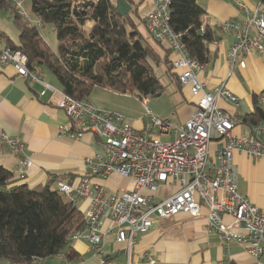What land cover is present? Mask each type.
Wrapping results in <instances>:
<instances>
[{
	"label": "built area",
	"instance_id": "2783aa9c",
	"mask_svg": "<svg viewBox=\"0 0 264 264\" xmlns=\"http://www.w3.org/2000/svg\"><path fill=\"white\" fill-rule=\"evenodd\" d=\"M171 2L152 0L153 8L145 16V25L154 41L171 48L175 55L172 66L179 74L181 85L189 88L197 104L185 123L173 127L147 109L151 121L139 131L121 113L100 109L90 100L62 94L58 107L71 125L61 127L60 134L75 140L93 135L101 148L100 153L85 159V173L75 185L62 176L55 180L56 190L73 206L88 202L85 224L69 240L88 241L99 264H106L109 260L104 250L105 238L113 233L116 242L123 246L127 260L111 264H132L138 237L156 223L181 214L199 219L206 213L207 232L217 233L224 244V260L220 264H231L227 246L230 242L244 246L253 264H261L264 211L240 193L234 153L242 152L251 159L264 161V125L251 127L249 137L233 134L238 121L219 102L237 108L240 100L225 82L209 90L200 79L199 74L208 67L191 57L180 35L172 29ZM22 4V0H16V8L29 27H42V22L28 16ZM238 7L245 11V19L222 24L236 39L227 55L231 68H245V60L251 54L264 55V5L260 3L251 10L239 2ZM0 64L13 66L19 77L40 85V97L57 92L45 81L43 68L38 64L30 67L28 57L9 47L2 36ZM259 101L264 103L262 96ZM166 138L173 140L167 142ZM216 140L219 145L213 149ZM26 148L19 137L0 129V153L23 155L18 163L22 172L33 165ZM114 175L129 181L133 187L113 192L95 183L96 178L109 179ZM163 188L171 189L166 197L161 196ZM225 217H230L232 223L225 222ZM107 221L109 227L105 228ZM71 264L85 263L78 260Z\"/></svg>",
	"mask_w": 264,
	"mask_h": 264
},
{
	"label": "trees",
	"instance_id": "16d2710c",
	"mask_svg": "<svg viewBox=\"0 0 264 264\" xmlns=\"http://www.w3.org/2000/svg\"><path fill=\"white\" fill-rule=\"evenodd\" d=\"M125 1L132 10L123 16L117 10V0H30L32 18L42 22V27L30 28L16 9V0H0V11L18 29V42L0 34L9 47L28 57L30 67L38 64L49 70L62 92L77 100H91L96 91L103 90L118 99L128 95L120 100L125 104L143 101L165 92L155 66L163 65L175 84L181 83L167 53L159 55L144 43L138 31L129 30L141 2ZM260 1L264 5V0ZM170 8L172 29L191 57L208 65L209 45L216 37L203 22L206 10L197 0H172ZM45 25L54 26L58 42L55 51L41 34ZM253 105V112L239 118L234 115L239 125H264V105L259 96H253ZM13 177V172L0 165V260L33 264L64 254L70 263L78 261L69 239L83 228L85 212L56 190L58 176L45 185L10 188Z\"/></svg>",
	"mask_w": 264,
	"mask_h": 264
},
{
	"label": "crops",
	"instance_id": "0c3cea01",
	"mask_svg": "<svg viewBox=\"0 0 264 264\" xmlns=\"http://www.w3.org/2000/svg\"><path fill=\"white\" fill-rule=\"evenodd\" d=\"M135 1L141 2V5L144 2V0ZM197 2L206 10V15L203 18L204 24L209 25L219 39L209 45L210 63L207 65V71L200 73L199 77L209 90H213L220 83L225 82L227 88L239 98L240 103L237 108L220 101L219 106L222 109L236 115L237 118L251 113L254 110L253 96H262L264 99V55L251 54L245 60V68L238 66L231 68L227 55L236 39L233 32L222 28V24L229 21L242 22L245 19V11L238 7L239 2L253 10L261 1L197 0ZM140 6L138 18L144 19L143 23H145V16L153 8L152 0L149 1L148 9L141 15ZM6 22L9 23L4 16L0 15V33H4L6 37L18 42L19 32L17 38H14L11 34L12 31L10 32L8 26L4 25ZM0 36L2 35L0 34ZM159 46L166 52L168 51V59L172 62L175 55L169 51L168 45L164 43ZM162 69L163 76H166L170 84L182 95L180 99L178 98V103L182 105L179 126L190 118L197 99L192 97L189 88L183 87L179 83L176 85L174 79L166 73V67L163 65ZM44 75L45 81L55 89L57 88V92L40 97L42 90L40 85L19 77L13 66L2 67L0 64V129L11 136L19 137L26 144V153L33 161V165L27 171L22 172L18 163L23 155L0 153V165L14 174L9 183L10 188L24 184L29 187L45 185L54 176H62L75 185L85 173V159L101 152L98 141L93 135L87 134L82 140H75L60 134L61 127H70L71 125L66 114L58 107L63 94L62 88L59 84L57 86L51 81L45 71ZM94 97L108 106H98L93 101ZM124 97L129 96L124 95ZM123 98L119 96L118 99L107 91L98 90L90 101L100 109L124 115L117 109L128 105L129 101L127 104L120 102ZM148 99L143 101L133 99L134 101L130 102H139L146 110L147 115ZM155 107L157 110L159 109L157 104ZM126 119L139 131L145 129L149 124H146L143 119ZM233 132L236 136H251L250 128L244 125L237 126ZM217 141L213 142V149L219 145ZM234 168L240 193L247 196L259 210L264 211V161L251 159L242 152H235ZM95 183L113 192L133 187L132 183L117 175L109 179L96 178ZM170 192L171 189L163 188L161 196L166 197ZM79 208L85 212L88 202H82ZM224 221L232 223L233 220L230 217H225ZM206 225V213L199 219H192L186 214H181L170 220L159 221L149 232L138 237L132 264H220L224 260V244L217 233L207 232ZM108 227L109 222L107 221L105 228ZM69 246L77 252L79 260H83L85 264H99V259L93 253L88 241L74 240L70 242ZM227 246L231 264H253V260L244 246L236 242H230ZM104 250L107 257L118 254L113 259L114 262L125 263L127 260L126 255L121 254V251L124 250L123 246L116 242L113 233L106 236ZM0 264L13 263L0 260ZM37 264L71 263L64 254H59ZM261 264H264V257L261 259Z\"/></svg>",
	"mask_w": 264,
	"mask_h": 264
},
{
	"label": "rangeland",
	"instance_id": "374dc122",
	"mask_svg": "<svg viewBox=\"0 0 264 264\" xmlns=\"http://www.w3.org/2000/svg\"><path fill=\"white\" fill-rule=\"evenodd\" d=\"M149 1L150 0H144L142 5L140 6V15L142 14V12H144L145 10L148 9ZM22 2H23L22 9L32 19L30 0H22ZM0 15H1V17L4 16L5 20L9 21V23L6 22V23H4V25L8 26L9 31L10 32L12 31V33H11L12 36L14 38H17L18 29L16 28V26L13 23V21L11 20V18H6L8 16H6L7 14L3 11H0ZM21 16H24V15L21 13ZM132 19L134 20V22L130 25L129 30L131 31V29H132L134 31L135 30L138 31L143 36L144 43L146 45L152 46L159 55L165 56L168 51L166 52L165 49L161 48L159 46V44H157L158 42L153 40V38L151 37L150 32H149L148 28L146 27L145 23H143L135 15L134 16L132 15ZM27 25L29 27L28 23H27ZM41 34L44 37L45 42L49 45V47L53 51H55L57 49L58 42H57V37H56V32H55L54 26L53 25H45L44 28L41 30ZM155 70L158 73V75L160 76L164 85L166 86V89H165L164 94H162L161 96H155V97L148 99L147 105H146L147 109H149L150 114H152L153 116H156L159 118L161 117V119L164 118L163 120L168 122L172 127L177 126L178 122L180 120L179 119L180 118V110L182 109V107H181L182 105H180L178 103V98L180 99L182 97V95L178 92V89H175V87L170 84L169 79L166 76H163L162 65L155 66ZM45 73L47 74L49 79H51V81H53L57 86L60 85L58 80L55 78L54 75H52L50 73L49 70L46 69ZM60 88H61V86H60ZM93 101L98 106H101V107L108 106V104L99 101L97 99V97H94ZM156 104L158 105L159 112L155 107ZM117 109H119L122 113H124V116H126V118H128V119H131V120L132 119L133 120L134 119L135 120H142L143 119L146 124L150 123V121H151L149 116L146 115V110L141 106V104L139 102H130L129 101L128 105H123L122 107L117 108ZM172 140H173V138H166L165 139V141H167V142H170ZM174 190H177V187H175Z\"/></svg>",
	"mask_w": 264,
	"mask_h": 264
},
{
	"label": "water",
	"instance_id": "95a60500",
	"mask_svg": "<svg viewBox=\"0 0 264 264\" xmlns=\"http://www.w3.org/2000/svg\"><path fill=\"white\" fill-rule=\"evenodd\" d=\"M117 10L119 11V13L123 16L127 15L128 13H130V11L132 10V7L125 1V0H117ZM215 37L217 39V36L215 34ZM217 41H219V39H217ZM159 96H161V94H159ZM125 251H121V254H123ZM118 254L115 255H109L107 257V259L109 261L115 259L117 257Z\"/></svg>",
	"mask_w": 264,
	"mask_h": 264
}]
</instances>
